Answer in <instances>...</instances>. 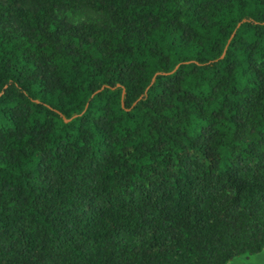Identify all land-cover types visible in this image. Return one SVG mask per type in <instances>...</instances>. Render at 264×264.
<instances>
[{"label":"trees","instance_id":"16d2710c","mask_svg":"<svg viewBox=\"0 0 264 264\" xmlns=\"http://www.w3.org/2000/svg\"><path fill=\"white\" fill-rule=\"evenodd\" d=\"M263 248L264 0H0V264Z\"/></svg>","mask_w":264,"mask_h":264},{"label":"rangeland","instance_id":"374dc122","mask_svg":"<svg viewBox=\"0 0 264 264\" xmlns=\"http://www.w3.org/2000/svg\"><path fill=\"white\" fill-rule=\"evenodd\" d=\"M229 264H264V248L255 255H251L245 258L244 256L235 257L230 260Z\"/></svg>","mask_w":264,"mask_h":264},{"label":"crops","instance_id":"0c3cea01","mask_svg":"<svg viewBox=\"0 0 264 264\" xmlns=\"http://www.w3.org/2000/svg\"><path fill=\"white\" fill-rule=\"evenodd\" d=\"M239 257H242V256H239ZM253 257V256H252ZM245 258V257H244ZM251 258V257H250Z\"/></svg>","mask_w":264,"mask_h":264}]
</instances>
